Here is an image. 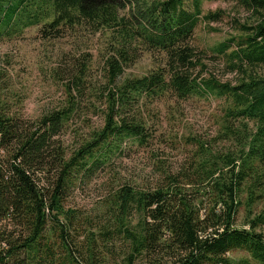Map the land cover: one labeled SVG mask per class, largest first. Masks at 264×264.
<instances>
[{"label":"trees","instance_id":"16d2710c","mask_svg":"<svg viewBox=\"0 0 264 264\" xmlns=\"http://www.w3.org/2000/svg\"><path fill=\"white\" fill-rule=\"evenodd\" d=\"M206 1L215 0H0V41L34 26L46 38L81 30L105 37L101 82L86 84L89 67L80 61L62 107L25 118L0 93V264H251L230 258L238 249L264 264V211L252 215V195L248 220L237 219L240 192L264 153V76L253 74L264 65V0H231L262 18L214 48L216 59L243 74L234 84L202 76L206 56L193 35L198 23L223 16L205 12ZM144 51L155 54L156 68L123 78ZM210 94L225 101L235 150L202 143L154 184L121 185L96 213L66 205L76 185L125 150L150 147L154 134L143 118L150 103ZM84 95L82 106L101 114L102 124L70 149L62 135Z\"/></svg>","mask_w":264,"mask_h":264},{"label":"rangeland","instance_id":"374dc122","mask_svg":"<svg viewBox=\"0 0 264 264\" xmlns=\"http://www.w3.org/2000/svg\"><path fill=\"white\" fill-rule=\"evenodd\" d=\"M203 10H221L223 16L218 21L198 23L193 35L192 43L206 56L204 63L207 67L202 76L211 74L234 84L243 74L230 71L222 59H216L214 48L227 38L241 34L240 24H254L262 18L241 2L231 0L206 1ZM38 29L34 26L26 29L20 38L0 41V93L2 97H8L10 104L25 118L32 119L66 103L69 93L67 84L72 78L69 73L81 64L80 61L85 60L89 67L86 84H98L103 78L101 66L105 37L101 33L90 34L81 30L59 38H46ZM157 61L154 53L144 51L135 63L125 69L123 78L148 74L156 68ZM253 72L264 76V65L253 67ZM71 86L74 87V84ZM78 97L81 112L72 119L62 135L70 149L90 130L102 124L101 114L85 110L82 106L87 96ZM225 107V101L215 94L180 101L167 95L150 103L143 117L154 134L150 147L134 144L125 150L111 168L76 185L66 198V205L96 213L105 210L107 196L121 185L144 187L154 184L164 170H174L187 164L202 143L209 150H235L238 147L236 138L226 133ZM254 125L250 122L249 132L256 131ZM259 158L260 154L253 165L251 178L240 192L243 204L237 217L239 225L251 215L246 204L251 195L255 199L252 215L264 211V153L262 160ZM230 256L235 263L248 259L251 264H259L243 249L232 251Z\"/></svg>","mask_w":264,"mask_h":264}]
</instances>
